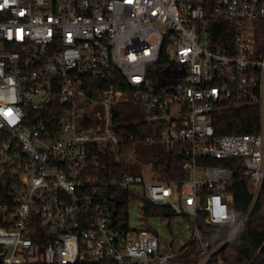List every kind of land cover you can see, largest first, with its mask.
I'll list each match as a JSON object with an SVG mask.
<instances>
[{"label":"built area","instance_id":"obj_1","mask_svg":"<svg viewBox=\"0 0 264 264\" xmlns=\"http://www.w3.org/2000/svg\"><path fill=\"white\" fill-rule=\"evenodd\" d=\"M217 21L232 39L214 35ZM260 33L264 0H0L2 264H228L220 250L264 184ZM114 72L131 91L101 89ZM133 99L146 110L144 143L174 153L187 179L165 181L153 163L150 178L101 176L104 157L122 158L112 106ZM92 104L105 108L101 124ZM250 106L261 113L258 133L216 132V111ZM229 158L242 159L253 190L242 219L227 189L232 169L208 162ZM115 187L190 216V239L163 248L155 229L125 227L112 216ZM198 215L233 231L212 247Z\"/></svg>","mask_w":264,"mask_h":264},{"label":"trees","instance_id":"obj_2","mask_svg":"<svg viewBox=\"0 0 264 264\" xmlns=\"http://www.w3.org/2000/svg\"><path fill=\"white\" fill-rule=\"evenodd\" d=\"M214 33L216 37L222 40H230L233 35L230 32L229 23L217 21ZM228 30V31H227ZM257 40L261 44L264 43V34H257ZM124 74L114 72L112 76L99 80L102 88L115 84L116 88L131 91L125 82ZM113 110V126L115 132L122 139L121 159L115 160L113 157H104L102 159L101 176L107 177L113 175L120 178L128 169L127 159L132 160V155H140L137 149L138 145H145L144 139L150 133V128L145 123L147 117L146 110L142 104L133 99L128 103H118L112 106ZM214 126L218 134L232 133H258L261 126V113L258 107H227L216 111L214 115ZM156 149V156L152 159L153 166L160 173V177L165 181L185 180L189 177L188 172L182 169L178 157L166 150L164 146L153 145ZM148 162H151L148 160ZM209 164L217 166H226L232 169V175L236 179L228 186V191L233 194V205L237 216L242 219L248 212L252 202L253 190L248 181L242 179L244 176V165L240 158L229 159H210ZM134 168V167H133ZM112 197L121 199L118 206V215L126 216L124 226L128 228V212L130 200L128 196L142 201L143 204V227L150 228L149 220L157 217L163 222L168 223L169 228L173 231L174 225L181 217L172 207L165 205H156L145 197L121 190L120 188L110 189ZM186 222L194 225L195 220L190 216H184ZM196 224L205 240H209L210 245L215 247L221 243L233 231L230 224H221L218 226L207 223L202 215L196 217ZM193 246L192 252L196 249ZM220 254L228 264H264V184L259 199L254 209L249 214L248 219L230 239L228 243L220 250ZM189 253L181 256V258L189 259ZM0 264L2 261L0 260ZM77 264H84L78 262ZM108 264V263H95ZM114 264V263H111Z\"/></svg>","mask_w":264,"mask_h":264},{"label":"rangeland","instance_id":"obj_3","mask_svg":"<svg viewBox=\"0 0 264 264\" xmlns=\"http://www.w3.org/2000/svg\"><path fill=\"white\" fill-rule=\"evenodd\" d=\"M87 110L90 114L96 117L94 120L98 124L103 122V115H105V108L101 104H92L89 105ZM137 149L140 152V155L137 159V156L132 155V164H129L127 168L133 172L141 173L145 177L150 178L153 175V168H151L152 159L156 156V149L152 144L138 145ZM150 160L151 162H148ZM140 163H138V162ZM134 167V168H133ZM129 212H128V221L129 225L133 230L141 229L143 227V204L140 200H135L130 198ZM117 220L125 221L126 216L121 214L117 217ZM149 225L151 228L155 229L160 238V242L165 248L167 245L171 244L174 241L184 242L186 238L190 239L191 232L188 222H183L182 218L177 220V223L174 225L173 231L169 228L168 223L163 222L157 217H153L149 220Z\"/></svg>","mask_w":264,"mask_h":264},{"label":"water","instance_id":"obj_4","mask_svg":"<svg viewBox=\"0 0 264 264\" xmlns=\"http://www.w3.org/2000/svg\"><path fill=\"white\" fill-rule=\"evenodd\" d=\"M107 196L109 197V193L107 192ZM113 202H114V208L112 209V216H115L116 213H117V206L118 204L120 203V200L119 199H112Z\"/></svg>","mask_w":264,"mask_h":264}]
</instances>
